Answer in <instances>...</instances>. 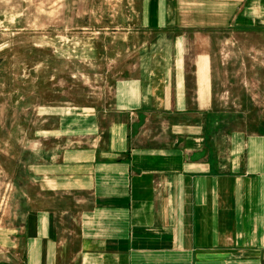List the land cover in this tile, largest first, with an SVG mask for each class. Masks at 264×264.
I'll list each match as a JSON object with an SVG mask.
<instances>
[{"label": "crops", "instance_id": "1", "mask_svg": "<svg viewBox=\"0 0 264 264\" xmlns=\"http://www.w3.org/2000/svg\"><path fill=\"white\" fill-rule=\"evenodd\" d=\"M148 11L156 39L70 135L87 142L27 165L38 192L0 264H264V118L220 107L210 50L214 29L263 23L264 0Z\"/></svg>", "mask_w": 264, "mask_h": 264}, {"label": "rangeland", "instance_id": "2", "mask_svg": "<svg viewBox=\"0 0 264 264\" xmlns=\"http://www.w3.org/2000/svg\"><path fill=\"white\" fill-rule=\"evenodd\" d=\"M151 1L0 0V244L38 192L29 165L41 149L87 142L70 135L135 73L158 33L138 25ZM239 22L211 31L212 81L220 107L253 123L264 118V22Z\"/></svg>", "mask_w": 264, "mask_h": 264}]
</instances>
